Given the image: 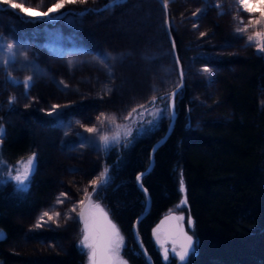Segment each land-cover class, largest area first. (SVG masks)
<instances>
[{"label": "trees", "instance_id": "1", "mask_svg": "<svg viewBox=\"0 0 264 264\" xmlns=\"http://www.w3.org/2000/svg\"><path fill=\"white\" fill-rule=\"evenodd\" d=\"M11 1L44 11L56 2ZM114 1L76 0L62 9L61 17L38 19L20 8L15 12L0 0L4 6L0 12L21 25L44 30L35 40L43 55V70L50 72L71 59V70L68 67L63 74L54 70L61 83L54 93L65 95L63 103L71 108L50 119L57 127L64 121V112L84 116L90 107L91 122L103 130H110L108 123L133 119L137 130L144 121L138 114L156 98L168 108L167 94L179 79L164 9L157 0L111 4ZM165 1L186 85L177 96L174 132L157 151L154 169L143 178L153 204L140 223V233L156 264H264V54L245 42L235 0ZM60 28L66 31L58 32ZM124 80L132 86L123 87ZM39 81L47 92L48 78ZM35 86L32 82L27 90L33 92ZM33 108L23 110L19 120L4 123L8 112L0 102V264H87V248L78 241L65 253L35 259L9 249L10 242L25 232L18 218L45 207L56 187L54 177L46 173L47 154L38 155L26 189L12 179L39 145L36 123L43 117ZM20 110L15 106L12 111ZM167 113L152 129L139 135L135 131L129 144L102 151L107 183L92 189V199L119 227L122 254L130 264H149L132 230L147 202L136 176L148 168L154 142L169 127ZM68 142L65 145L72 144ZM8 170H14L11 177ZM181 181L197 239L196 251L186 263L172 254L165 260L153 236L160 220L180 201Z\"/></svg>", "mask_w": 264, "mask_h": 264}, {"label": "rangeland", "instance_id": "2", "mask_svg": "<svg viewBox=\"0 0 264 264\" xmlns=\"http://www.w3.org/2000/svg\"><path fill=\"white\" fill-rule=\"evenodd\" d=\"M235 2L238 4L241 13L240 32L245 37V42L256 45L257 51L264 54V47H262L264 46V39H261L259 44L255 40L249 41L248 39L249 37H255L256 33L264 34V16L261 15V3H264V0H259V2L250 0L249 7L253 9L252 12L245 11L238 0H235ZM69 4L71 3H66L64 7ZM21 5L23 9H27V12H25L20 8L23 13H27L31 17H40L35 15V12L29 13L30 8L37 11L33 7H27L25 4ZM63 8L54 9V13L50 14L52 19L61 17ZM13 9L18 12L17 8ZM39 11L44 12L42 10ZM85 12L87 10L81 13ZM17 21L15 18L0 12V42L6 41L11 44L15 52V59L10 63H4L3 61H8L10 56L3 47H0V102L4 110L8 112L7 116L4 117V123L19 120L22 116V111L31 109L33 106V109L42 115L43 119L40 123L35 122L39 131V145L36 153L33 154L35 156L33 161L34 170L38 155L47 154L45 155L48 159L46 173L54 177L56 187L45 207L18 218V222L24 226L25 232L21 233L17 240L10 242L9 249L25 259H35L67 252L72 243L76 241L80 243L83 239L85 220L91 223L90 213L97 211L96 205L103 209L107 214L108 220L117 227L120 236L123 238L119 227L111 219L106 209L92 199V189L100 183V174L105 170L101 164V154L103 150L115 144H129L135 131V135H139L157 125L163 116L168 115L169 93L167 94L168 108L159 104V100L156 98V101L154 100L150 106L138 114V116L144 118V121L137 130H135V119L117 122L112 125L108 123L107 126H111L110 130H103V127L96 124V122L92 123L90 117L87 116L85 118L81 113H77V116L73 112H64L66 114H64V121L57 127L54 121L53 123L50 122V119L57 118L58 114H61V110L71 108L63 103L66 100L54 97L57 94L54 91L61 84L60 82L58 84L55 79V72L58 71L63 74L68 67L71 70V59L62 62V65L51 67L52 71L50 72L43 70L45 69L42 63L43 55L36 47L35 40L45 33L44 30L31 24L21 25ZM65 31H62L61 28L58 29V32L61 33ZM25 38H30L32 40L30 41L31 43L25 45L23 42ZM20 39L23 41L20 42ZM54 70L56 71L54 72ZM45 77L48 78L49 82V85L45 86L47 92L42 91L44 85L39 81L40 78L45 80ZM29 78L31 79L29 80ZM84 81H87V79H81V82ZM25 82H27V86L31 85L32 82L36 85L33 92L27 90ZM162 97H166V95ZM15 106H19L21 110L19 112L12 111ZM75 120H79L81 124L78 122L73 124ZM150 121L152 123H149ZM117 125L120 126L119 129H117ZM89 128H94L97 131L89 132ZM125 129L130 130L131 135L125 137ZM117 131L120 133V140L118 142H110L105 147L101 137L107 135L111 138ZM67 141L72 142V144L65 145ZM16 169L22 170V163ZM13 172L14 170L12 172L8 170V177H11ZM32 173L24 185H18L13 179L18 174L17 170L12 179L19 188L26 189ZM185 199L187 200L183 188L180 201L168 213H175L178 216L180 222V234L178 237L172 241L167 240L160 228L155 229L153 234L154 240L163 256L164 250L167 249L168 257L172 254L178 258L180 263H186L197 248L194 222L189 213L188 202L186 204L182 203ZM81 212L85 213L84 218L80 217ZM44 213H48V215L45 216ZM57 213H59V216L56 215ZM181 217L182 219H180ZM184 235L192 238L194 251L190 250L185 257V261L182 262L179 260V253L183 251L181 245L186 243ZM123 246L124 239L123 245L119 250V257L126 261V264H130L122 254ZM173 248L176 250L175 253L172 251ZM87 252V264H89V249H87Z\"/></svg>", "mask_w": 264, "mask_h": 264}, {"label": "snow or ice", "instance_id": "3", "mask_svg": "<svg viewBox=\"0 0 264 264\" xmlns=\"http://www.w3.org/2000/svg\"><path fill=\"white\" fill-rule=\"evenodd\" d=\"M3 2H6L10 8L23 9L22 5L12 3L11 0H3ZM75 2L76 0H56V2L51 7H48L46 12H41L40 16L42 18L52 19V16H50V14L54 13V9L59 10L63 8L66 3ZM238 2L245 11H253V9L249 7L250 0H238ZM255 2H259V0H255ZM23 10L27 12V9ZM261 15L264 16V3H261ZM248 39L249 41L255 40V42L259 44L261 39H264V34L256 33L255 37H249ZM0 47H3L7 51V53H9L10 56V59L8 61L3 62H12L15 59V52L13 50V46L7 43L6 41H2L0 42ZM101 62L103 63V61ZM205 70L207 71V69ZM30 79L31 78H29V80ZM25 85L27 86V82H25ZM172 95H174V93ZM149 123L152 122L150 121ZM116 127L117 129L120 128L119 125H117ZM88 131L95 132L97 130L94 128H89ZM2 133L3 129L2 127H0V134ZM124 135L125 137L131 135V131L125 129ZM101 140L103 141L105 147H107L110 142H118L120 140V133L119 131H117L116 134L113 135L111 138L107 135H104L101 137ZM34 159L35 156L33 155L27 160V162H22V170L17 169L18 174L15 175L13 179H15L18 185H24L25 182L28 180L30 174L33 172ZM2 163L3 162H0V164ZM107 172L108 169L105 168L104 172L100 174L101 185L107 183ZM137 179H139V177ZM181 190H183V181H181ZM182 203L186 204L187 200L185 199L184 201H182ZM96 209V212L90 213L91 223H89L88 220H85L84 237L80 241V244L84 248L89 249V264H126V261L122 260L119 257V250L123 245V238L120 236L119 230L114 224H112L110 220H108L107 214L103 211V209L99 208V205H96ZM44 215L47 216L48 213H44ZM56 215L59 216V213H57ZM84 216L85 213L81 212L80 217L84 218ZM180 219H182V217ZM0 236H2V233H0ZM184 239L186 243H183L181 245L183 251L179 253V260L182 262L185 261V257L188 255L190 250L194 251V249L192 248V238L184 235ZM172 251L173 253H175V248H173ZM164 259H168L167 249L164 250Z\"/></svg>", "mask_w": 264, "mask_h": 264}, {"label": "water", "instance_id": "4", "mask_svg": "<svg viewBox=\"0 0 264 264\" xmlns=\"http://www.w3.org/2000/svg\"><path fill=\"white\" fill-rule=\"evenodd\" d=\"M116 1H117V3H122V2H125L126 0H116ZM157 1L161 4V6L163 7L164 12H165L166 32H167V36H168V39H169V42L171 45L172 54H173V58H174V62H175L176 70H177V75L179 78V84H178V86L173 88L169 92V95H168L169 96V109H170L169 127H168L167 131L164 133V135L162 137H160L157 141L154 142V144L151 148V152H150L151 160H150V165L148 166V168L139 172L136 176V184L145 193V195L147 197V203H146L144 210L135 219V221L133 223V229L132 230H133V236L135 239V243L138 246V248L141 250V252L144 254V256H145V258L149 264H156V262L152 256V254L150 253V251L147 248V245H146V243H145V241H144V239L140 233L139 226H140V223L149 215L151 208H152L153 199H152V195H151L149 189L147 188V186L143 182V178L146 175L150 174L151 171L154 169L155 164H156L157 151L159 150V148L161 146H163L168 141V139L171 137L172 133L174 132V129L176 127V123H177V120L179 117V113L177 110V96H178L179 92H181V90L185 87V84H186V78H185L183 63H182L181 57L179 55L177 42H176V39H175L174 34H173V30H172L171 15H170L169 6L165 0H157ZM106 6H104V7H106ZM173 93H174V95H172ZM138 177H139V179H137ZM158 226L161 229L167 231L168 239L177 237L180 234V222L178 220L177 214H175V213H170L169 215L164 217L160 221Z\"/></svg>", "mask_w": 264, "mask_h": 264}, {"label": "bare ground", "instance_id": "5", "mask_svg": "<svg viewBox=\"0 0 264 264\" xmlns=\"http://www.w3.org/2000/svg\"><path fill=\"white\" fill-rule=\"evenodd\" d=\"M111 4H117V1L115 0L114 2H112ZM106 6V5H105ZM0 7H2V8H4V6H2V5H0ZM5 7H8V8H10L8 5H6ZM27 7H33V6H31V5H28ZM104 7V6H103ZM34 9H36L37 11H35V10H33L32 8H30L29 9V13H31V12H35L36 14L35 15H38V16H40V14H41V11H39V10H41V9H39V8H35V7H33ZM163 8V7H162ZM11 9H13V8H11ZM39 9V10H38ZM14 10V9H13ZM42 11H44V10H42ZM15 12H17V11H15ZM44 12H46V11H44ZM38 19H47V18H42L41 16L40 17H37ZM166 21V20H165ZM165 27H166V24H165ZM24 40H26V38L24 39ZM75 81V79L74 78H72V82H74ZM77 81L78 80H76V82L75 83H77ZM126 80H124V86L123 87H125V88H128L129 86H132L131 85V83H126L125 82ZM179 84V83H178ZM178 84L176 85V86H178ZM186 85V84H185ZM175 86V87H176ZM131 90V89H130ZM59 94H56V96L55 97H60L61 99H66V97H65V95H60V96H58ZM81 97H84V96H82L81 95ZM81 97H79V98H81ZM73 98H77V96L76 95H74L73 96ZM66 101H67V99H66ZM87 105H90V103L89 102H87L86 103ZM94 111H92V110H90V107L88 108V110H85V115H84V117L86 118L87 116L89 117V116H91V114L93 113ZM169 112H170V109H169ZM3 119H4V117H3ZM150 158H151V155H150ZM151 160V159H150ZM150 165V164H149ZM147 198V197H146ZM147 203V202H146ZM107 211V210H106ZM167 215H169V214H167ZM167 215H165L164 217H166ZM163 217V218H164ZM162 218V219H163ZM161 219V220H162ZM160 220V221H161ZM160 223V222H159ZM159 225V224H158ZM158 228H160L159 226H158ZM160 230L161 231H163V233L165 234V236H166V238H167V240H170V241H172L173 239H175L176 237H174V238H171V239H168V233H167V231H165V230H163V229H161L160 228ZM178 237V236H177ZM148 248V247H147ZM149 250V249H148ZM154 258V257H153ZM155 260V259H154Z\"/></svg>", "mask_w": 264, "mask_h": 264}]
</instances>
